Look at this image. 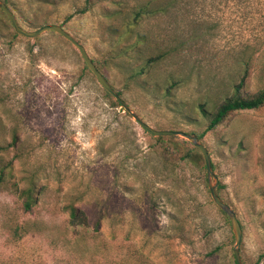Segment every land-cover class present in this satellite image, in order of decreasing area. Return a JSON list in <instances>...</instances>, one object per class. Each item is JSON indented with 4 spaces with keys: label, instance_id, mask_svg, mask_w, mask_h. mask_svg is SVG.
I'll list each match as a JSON object with an SVG mask.
<instances>
[{
    "label": "rangeland",
    "instance_id": "rangeland-1",
    "mask_svg": "<svg viewBox=\"0 0 264 264\" xmlns=\"http://www.w3.org/2000/svg\"><path fill=\"white\" fill-rule=\"evenodd\" d=\"M5 1L26 30L61 25L149 126L200 135L240 223L241 260L264 264V106L205 130L245 69L246 93L264 86V0ZM146 3L154 12L128 27ZM14 33L0 12V144L12 161L0 187V264H234L201 152L181 136L158 144L55 31ZM138 34L145 43L130 48ZM155 46L170 54L132 76ZM69 205L84 225L70 222Z\"/></svg>",
    "mask_w": 264,
    "mask_h": 264
},
{
    "label": "trees",
    "instance_id": "trees-1",
    "mask_svg": "<svg viewBox=\"0 0 264 264\" xmlns=\"http://www.w3.org/2000/svg\"><path fill=\"white\" fill-rule=\"evenodd\" d=\"M5 3H7L5 0H3ZM84 9H82L83 11ZM0 12L6 17L5 13L0 9ZM131 12L132 19L128 23V27L135 26L137 23H139V20L143 19L145 15L150 14L154 12L153 7L146 3L143 5H138L136 8H134ZM9 21V20H8ZM17 34V33H16ZM13 34L14 36L16 35ZM146 36L138 34L135 38V40L132 43V47L130 45V48L138 47V44H144L145 43ZM170 54V51L163 50L160 48H157L155 46L154 49L150 51L148 55L144 57V63L142 66L139 67L138 70H134L131 72L132 76H137L142 74L145 70V68H149L151 66L156 65L160 61L164 60L166 56ZM93 63L97 67V69L101 72L100 67L98 64L92 59ZM88 69V67L86 66ZM91 72V71H90ZM92 73V72H91ZM247 75V70L245 69L244 73L242 74L240 80L237 83H234L232 86V93L228 97H226L221 103H219L215 110L210 113L209 122L206 126L205 130H213L216 129L218 126H220L231 114L234 112L239 111H248V110H257L264 106V86H261L257 88L252 93H246L244 90V82ZM171 84V81H170ZM113 88V87H112ZM104 95L110 99L113 106H121L120 103L111 95L109 92H107L104 88ZM115 92L121 96L120 91ZM202 110H204L202 108ZM197 137L200 139V135H197ZM154 140L158 143L163 145L166 141L173 142L174 144H178L176 139L180 138L179 136H154ZM183 143H190L192 145V149H195L198 151L199 149L196 148L191 142L182 139ZM14 145V143H12ZM9 145H1L0 144V187L2 182L4 181L7 172L12 167V161L11 160H5L3 154L7 151ZM191 156V151H185L181 158H189ZM212 165V163H211ZM205 170V166L203 167ZM23 192H26V199L24 202V208L26 210L31 209L32 205L37 202L38 194L40 193V188L36 185L30 187L27 190H24ZM66 210L68 211L70 222L75 225H84L86 223V214L83 210L75 207L74 205H69L66 207ZM220 212L224 215L226 220L229 222V219L227 215L220 210ZM264 256L261 255V257ZM234 264L235 261H234Z\"/></svg>",
    "mask_w": 264,
    "mask_h": 264
},
{
    "label": "water",
    "instance_id": "water-1",
    "mask_svg": "<svg viewBox=\"0 0 264 264\" xmlns=\"http://www.w3.org/2000/svg\"><path fill=\"white\" fill-rule=\"evenodd\" d=\"M0 9L5 13L6 17L8 18L13 30L15 33L27 37V38H34L41 34L44 31L52 30L64 37L68 40L71 44H73L77 50L79 51L81 57L83 58L86 66L95 76L99 84L113 97L120 103L121 107L128 112L134 119L139 123V125L154 136H181L191 142L196 148L199 149L201 152L203 159H204V166L207 178V187L211 196L212 201L214 204L222 210L228 217L230 226L235 238V244L232 248V253L234 257V261L236 264H243L240 253H239V245L241 241V227L239 220L236 216L235 211L219 196L216 191V185L218 182V178L215 175L212 165L209 152L205 145L199 140L195 133H187L180 130H169V129H154L149 126L147 123L142 121L136 113L132 112L128 105L124 102V100L115 92L112 88L110 83L106 80L103 74L97 69L95 64L93 63L92 59L89 57L88 53L86 52L84 46L77 41L71 34H69L61 25L58 24H45L35 30H26L17 22V19L12 12V10L8 7V5L3 1L0 0Z\"/></svg>",
    "mask_w": 264,
    "mask_h": 264
}]
</instances>
